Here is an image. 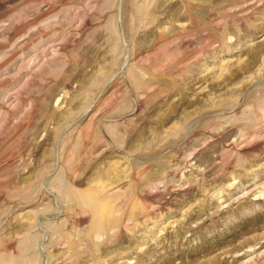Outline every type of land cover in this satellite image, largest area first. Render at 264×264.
<instances>
[{
    "label": "rangeland",
    "instance_id": "1",
    "mask_svg": "<svg viewBox=\"0 0 264 264\" xmlns=\"http://www.w3.org/2000/svg\"><path fill=\"white\" fill-rule=\"evenodd\" d=\"M0 264H264V0H0Z\"/></svg>",
    "mask_w": 264,
    "mask_h": 264
}]
</instances>
